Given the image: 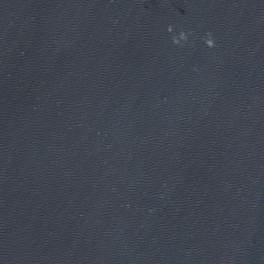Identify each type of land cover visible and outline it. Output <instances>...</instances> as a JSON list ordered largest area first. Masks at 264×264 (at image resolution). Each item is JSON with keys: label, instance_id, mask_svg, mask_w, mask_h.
Masks as SVG:
<instances>
[{"label": "water", "instance_id": "1", "mask_svg": "<svg viewBox=\"0 0 264 264\" xmlns=\"http://www.w3.org/2000/svg\"><path fill=\"white\" fill-rule=\"evenodd\" d=\"M0 264H264V0H0Z\"/></svg>", "mask_w": 264, "mask_h": 264}]
</instances>
